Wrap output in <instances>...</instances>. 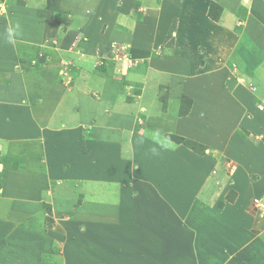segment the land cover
<instances>
[{
	"label": "crops",
	"instance_id": "obj_1",
	"mask_svg": "<svg viewBox=\"0 0 264 264\" xmlns=\"http://www.w3.org/2000/svg\"><path fill=\"white\" fill-rule=\"evenodd\" d=\"M212 1L0 0V264H39L48 253L60 264H138L130 254L144 255L141 264H264V250L244 244L237 253L210 235L214 220L188 219L190 199L176 192L183 172L167 179L145 162L136 175L124 171L118 153L129 140L109 135L138 114L151 124L147 140L189 133L233 144L246 141L238 125L264 126V0H248V9L244 0H215L223 6L217 20ZM16 23L12 44L7 29ZM116 43L131 65L115 57ZM182 95L192 100L186 115ZM86 126L101 134L89 162ZM211 126L220 132L206 136ZM170 141L182 166L181 143ZM258 145L252 154L264 174V140ZM200 157L199 167L188 156L195 171L184 173L206 185V202L225 199L220 220L262 235V211L248 210L258 194L242 188L251 180L228 202L229 181L211 193V159ZM188 187L193 198L196 184Z\"/></svg>",
	"mask_w": 264,
	"mask_h": 264
},
{
	"label": "rangeland",
	"instance_id": "obj_2",
	"mask_svg": "<svg viewBox=\"0 0 264 264\" xmlns=\"http://www.w3.org/2000/svg\"><path fill=\"white\" fill-rule=\"evenodd\" d=\"M252 1L253 0H250V3ZM228 2H227V5H229ZM247 2L248 0L247 1L244 0V3H245L244 6H246L245 7L246 9H248V6H250ZM212 3L214 4L212 5ZM211 6H212L213 14L221 15L223 6L220 3L214 0L211 2ZM249 8L251 9V7ZM84 38H85L84 36H78L76 37L75 41L76 43H79ZM113 53L115 54V57H117L118 55V58H124L125 61H128V64L131 65L132 62L131 60H128V59L129 58L131 59L132 55L129 53V50L124 47V45L116 43V50ZM232 66L235 67L234 64H231V67ZM67 73L68 72H61V75H64ZM231 77L232 75L230 72L227 80H230ZM248 82H249L248 80H244L243 82H241V85L243 84V87L245 89H248V88L253 89L252 87H254V85L250 86ZM135 90L136 91L134 92V94H137L139 93L138 91H140V88L137 87ZM162 99L165 102L164 104H166L165 98H162ZM191 101L192 100L187 95H182L180 97V106H179L180 115L188 114L190 110V106H191ZM145 118L146 117L144 114L143 116H141V114H138L131 128L117 127V129H115V131L112 134L109 133L111 138H113L112 136L116 132L121 136L120 141L125 140V139L129 140V143L124 144L123 148L120 146L121 151L118 153V155L122 157V160L124 162V168L126 169L124 171L130 172L136 175V173H138L140 169L143 170L142 164L143 162H145L146 164L151 165L156 169H160L161 171H164L166 173L167 179H172V178L180 179V176L178 175V171L180 170L181 172H183V175L185 176V180L181 179V183H180L181 185L180 187H177L176 192L178 194L182 192L183 196L186 199H190L188 202V207H190L189 209L190 210L192 209L191 211L193 212H192V215H190L191 214L189 213L190 210L189 209L186 210V215L188 214V219L191 220V218H193L194 216L196 217L200 216V218H203V219L206 218V222H207V219L210 221L214 220L217 224H213V225H211L212 223L209 224L211 225L210 227L214 229L210 233V235L219 236L221 238L222 237L226 238L227 240L223 239L225 243H227L228 241L230 243H234L233 247L236 249L237 253L239 252V249H241L242 245L244 244L245 245L248 244L249 248L252 250L255 249V247H258L256 248V250L261 249L263 251L264 250V239H262V237H264L263 236L264 233L262 235H256L254 234L252 230L248 231L247 229L249 228V224L248 225L246 224L243 228L241 223L239 225L238 223H235V221L233 220L232 221L229 219L220 220V217L218 216H221L220 214L224 212L225 209L228 207L227 206L228 204L225 201V199L218 198L212 205L210 202H206L205 199L201 196V194L205 192L204 190L206 188V185L204 184L202 186V184H199V182L198 183L194 182V177H195L194 173L193 175L189 177L184 172L186 171L192 172L193 167H195V165L190 167V164L188 163V159H189L188 156H192L194 158L198 157V159L196 160L197 162L196 165L198 166L200 162L199 158H201L200 156H203V158L207 156L210 157L211 159L210 169L212 170V172H210V175H211L210 178L213 181L212 187H210V191L211 193L219 192L221 190L220 188L225 182L224 180L227 178L229 182L227 183L225 182L226 184L224 185L222 189L225 188V193L228 194L227 195L228 202L234 200V197L236 195V190L239 191L238 190V188L240 187L239 184L241 183L246 184L245 180L243 179H247L249 181L251 180L249 182L251 184L247 183L249 185L246 184V186L242 187L243 189H245V187L246 188L251 187L250 191L253 189L254 192L258 194L257 196L255 195V197H253L252 205L249 206L248 208L249 213H252L255 215V214H259L258 212L261 213L262 211V214H260L259 216L264 217V174L261 172L262 169L257 168V166L255 165V163H258L259 165L260 163L254 160L255 155L252 154L255 150H257L256 147H260V145H258V142H262V140H264V136H262L264 134H262L263 131H261L263 130L264 126L261 125L260 123L258 124V126L255 123H253L257 127H262L260 129L257 128L256 133H255L252 129L249 130L248 127L245 126L244 123H242V125H238V127H241L242 129L241 130L242 132L240 134L246 139V141L236 137L234 139L235 142L233 144L231 143V139L228 142H222V143H218L217 140L208 141L205 143V141L198 139V137L196 136H191V135L189 136V133L182 134V135H176V134L171 135V136H182L183 137L182 142H178L172 139L171 137H168V135L170 134L166 132L163 134L165 136L164 138H156L153 140H147L146 137H150L148 134L152 133L151 132L152 127L150 128L151 124L147 123ZM85 129L87 130L85 131V135H84L85 140H86L84 142L85 143L84 152L86 155V159L89 162L90 160H92L91 158L97 157L96 155L94 156V148L96 147L100 138L96 136H100L101 134L98 135L97 130L94 129L92 126L91 127L86 126ZM211 129L209 127L205 129L206 136H211V135L214 136L220 132V128H216V126L215 127L211 126ZM102 136H105L104 131L102 133ZM170 139L173 140L172 141L173 143H181L179 148L182 149L181 150L182 153L186 154L187 156L186 157L187 162L184 161L185 163H183L182 165L183 168L180 164V161L178 160L179 156L175 157L174 151L171 148H169V146L167 145V142L170 141ZM153 141H156V142H153ZM154 148L158 152V155L152 154V149ZM243 158H248L249 161L248 160L245 161L246 159L243 160ZM206 161L208 160L206 159ZM118 164H119V161L116 163L117 167H118ZM87 166L88 164L85 165L86 168ZM83 167L84 165L82 166V168ZM151 170L153 169L151 168ZM194 171L195 170L193 169V172ZM191 182L194 183V185L196 184V193L195 195H193V198H190L192 192L188 190L189 187L184 188V187H187V184ZM227 185L228 187H226ZM199 189H201L200 192H199ZM199 195L201 197H199ZM249 197H250L249 199H252L251 192L249 194ZM200 205H204L205 207L203 208ZM193 208L195 209L193 210ZM216 213L218 215H216ZM212 215L214 216L212 217ZM225 215H228V214L226 213ZM221 224L228 226L226 229L227 231L225 229L223 230ZM251 227L253 226H250V228ZM208 237L210 238V236ZM131 243L134 244L133 240L129 242V246L131 245ZM198 243L199 242H197V244ZM199 244L197 248H199L200 246ZM202 246L206 247L207 245L205 243H202ZM227 246L229 245H224L223 247L225 248ZM261 246L263 247L261 248ZM256 250H253V251H256ZM229 251L230 253H233V250H229ZM44 252H47V251H41V253H44ZM45 255H46L45 258L42 259L41 257L42 260L39 262V264H60V259L58 258L57 255L55 256L52 254L49 255V253ZM254 255L255 254L253 253V256ZM130 256H131V260L134 262L138 261V264H141V262H143L144 260H147L146 257H144V255L142 254H139L136 257H134L133 254H130ZM245 262L248 263L249 260H246Z\"/></svg>",
	"mask_w": 264,
	"mask_h": 264
},
{
	"label": "clouds",
	"instance_id": "obj_3",
	"mask_svg": "<svg viewBox=\"0 0 264 264\" xmlns=\"http://www.w3.org/2000/svg\"><path fill=\"white\" fill-rule=\"evenodd\" d=\"M7 33H8V42L14 44L15 43V37L20 35V25L19 23H16L12 26H10L7 29ZM152 154L153 155H158V152L156 151V149H152Z\"/></svg>",
	"mask_w": 264,
	"mask_h": 264
},
{
	"label": "trees",
	"instance_id": "obj_4",
	"mask_svg": "<svg viewBox=\"0 0 264 264\" xmlns=\"http://www.w3.org/2000/svg\"><path fill=\"white\" fill-rule=\"evenodd\" d=\"M214 3H212V5H213ZM209 15L213 18V19H219V14H213V12H212V6L210 7V10H209ZM169 137H171L172 139H174V140H176V141H178V142H182V140H183V137L182 136H170L169 135Z\"/></svg>",
	"mask_w": 264,
	"mask_h": 264
}]
</instances>
